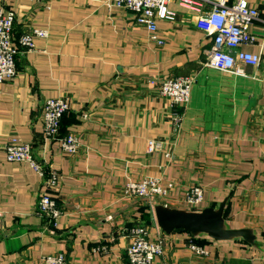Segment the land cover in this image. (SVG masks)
<instances>
[{
    "label": "crops",
    "instance_id": "1",
    "mask_svg": "<svg viewBox=\"0 0 264 264\" xmlns=\"http://www.w3.org/2000/svg\"><path fill=\"white\" fill-rule=\"evenodd\" d=\"M2 1L16 13L20 52L17 75L0 84V264H47L42 258L59 252L67 264H130L137 225L150 239L165 237L154 264H264V0H248L261 14L251 26L258 41L241 47L262 61L239 63V74L207 65L213 39L196 26L198 13L177 0L170 5L177 20L157 22L162 45L134 11L106 0ZM34 27L49 36L23 52L19 39ZM183 75L196 80L177 131L168 98L150 79ZM53 97L70 100L60 135L79 136L77 154L44 137V103ZM14 136L60 175L56 221L36 211L45 189L40 175L7 159L4 144ZM150 139L164 149L148 154ZM144 177L175 182L169 207L194 210L182 200L195 185L205 189L197 210L228 198L226 222L250 230L251 241L166 234L155 216L162 201L125 196L126 184Z\"/></svg>",
    "mask_w": 264,
    "mask_h": 264
},
{
    "label": "built area",
    "instance_id": "2",
    "mask_svg": "<svg viewBox=\"0 0 264 264\" xmlns=\"http://www.w3.org/2000/svg\"><path fill=\"white\" fill-rule=\"evenodd\" d=\"M109 7L117 6L130 9L137 14L136 22L151 32V39L164 44L158 32L159 20L176 21L177 12L170 5L174 0H106ZM181 7L198 13L196 26L213 39L209 51L207 65L221 71L243 73L239 63L258 67L262 61L261 54L243 50V45L255 44L258 35L251 30L254 22L261 20L260 10L250 5L248 0H177ZM16 13L0 0V84L10 80L18 73L16 56L20 52L14 42V22ZM264 22V20H263ZM49 36L47 29L30 28L19 39L23 52L36 49V39ZM196 80L194 75L169 76L161 79H150L162 96L168 98L173 109L172 125L179 131L182 121L181 109L190 99L191 89ZM68 97H53L44 103L43 133L46 140H58L61 148L68 154H77L82 145L76 134L60 135L63 116L70 111ZM90 112L84 114L85 118ZM7 159L13 162L29 164L42 178L45 189L37 206V213L51 221H56L62 214L55 198L60 184V175L37 159L31 143L24 142L14 136L5 144ZM164 149V142L150 139L147 153L152 154ZM169 156L170 153H167ZM176 184L168 181L165 185L157 177H144L141 180L126 184L124 193L127 197L147 199L152 203L162 201L168 206V198ZM205 189L201 185L189 187L185 191L182 202L194 210L199 209L204 201ZM2 217V212H0ZM132 241L127 248L130 264H154L155 260L165 252V237L150 239L148 228L137 225L131 228ZM191 247L201 255L208 251L199 245ZM47 264H67L64 253L50 254L42 259Z\"/></svg>",
    "mask_w": 264,
    "mask_h": 264
},
{
    "label": "water",
    "instance_id": "3",
    "mask_svg": "<svg viewBox=\"0 0 264 264\" xmlns=\"http://www.w3.org/2000/svg\"><path fill=\"white\" fill-rule=\"evenodd\" d=\"M228 198L218 207L201 210L173 208L164 204L155 206L159 227L168 235L173 232H188L193 236L206 235L215 241L244 238L251 241V231L245 228H231L226 222L225 209Z\"/></svg>",
    "mask_w": 264,
    "mask_h": 264
},
{
    "label": "rangeland",
    "instance_id": "4",
    "mask_svg": "<svg viewBox=\"0 0 264 264\" xmlns=\"http://www.w3.org/2000/svg\"><path fill=\"white\" fill-rule=\"evenodd\" d=\"M84 114H85V113H83V116H84ZM84 118H85V117H84ZM54 254H56V253H54ZM64 254H65V253H64ZM46 256H47V255H46ZM65 256H66V258H67V255H66V254H65ZM44 257H45V256H44ZM42 259H43V258H42ZM45 263H46V262H45ZM129 263H130V261H129Z\"/></svg>",
    "mask_w": 264,
    "mask_h": 264
},
{
    "label": "trees",
    "instance_id": "5",
    "mask_svg": "<svg viewBox=\"0 0 264 264\" xmlns=\"http://www.w3.org/2000/svg\"><path fill=\"white\" fill-rule=\"evenodd\" d=\"M63 119V118H62ZM62 123V122H61Z\"/></svg>",
    "mask_w": 264,
    "mask_h": 264
}]
</instances>
